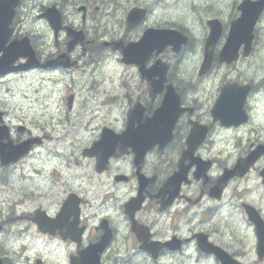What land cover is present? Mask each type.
Wrapping results in <instances>:
<instances>
[{
	"label": "flooded vegetation",
	"instance_id": "obj_1",
	"mask_svg": "<svg viewBox=\"0 0 264 264\" xmlns=\"http://www.w3.org/2000/svg\"><path fill=\"white\" fill-rule=\"evenodd\" d=\"M176 6L173 0H21L14 32L20 38V32L24 30L31 38L39 64L64 57L73 66L70 70H75L91 62L97 63L109 53L110 47L105 46L103 41L109 44L116 39L112 32L106 35L100 30L123 26L125 30L128 15L137 10L143 11L144 19L133 32L140 28L166 29L171 26V19L163 23V16L175 12ZM188 6L190 8V3ZM51 7L60 14L61 30L57 33L47 19L41 18L42 13ZM66 28L83 33L82 42L69 37ZM196 45L194 39L192 45L190 43L189 47L187 45L182 49L187 50L184 56L174 65L168 64L165 84L153 98L147 92L146 81L140 79L139 96L135 102L126 105L124 126L135 105L142 109V118L151 117L159 108L167 85L172 86L179 97V111L175 116L170 144L163 149H152L138 168L130 149L125 156L111 157L107 169L101 173L96 171V159L86 158L81 172L75 177L63 180L59 173L54 172L52 187L34 193L26 187L25 179L15 178L17 166L24 162L23 159L7 166L1 165L0 161V264H219L214 255L202 251V245L210 244L228 251L217 240V230L222 229L218 221L232 223L231 220L237 217L234 212L228 215L222 203L229 188L243 183L250 184L254 193L247 192L251 203L241 206L252 205L264 221L261 208L264 205L261 177V173L264 175V155L257 159L246 175L233 177L221 197L210 196V189L223 170L233 166L218 165L216 156H210L207 147L209 142L222 134L235 139L248 138L244 148L238 144V149L233 151L235 162L245 158L257 146L264 147V138L261 141L258 138L262 126L254 128L256 107L252 105L259 95L264 94V71L256 79L258 68L264 70V38L254 35L253 49L248 56L253 59L250 78L238 76L235 80L224 79L222 82V85L236 83L239 87L248 85L249 88L241 108L230 105L235 108L217 116L228 113V119L245 118L237 126L229 127L215 120L212 114L220 89L217 88L215 93L193 91V85L184 81L186 72L193 65V55L198 53ZM51 70H55L54 73L65 71L62 68ZM48 71L50 69L38 68L19 75ZM5 117L2 113L0 125L6 122L4 125L8 127V140L4 143L11 142L16 146L36 137L28 127L12 126L10 119ZM195 127L205 131L206 136L193 157L210 162L211 167L205 172V178L201 177V173V178L195 180V167L189 166V160L184 161L182 166L186 168L187 183H180L179 193H176L173 186H164L178 170L186 141ZM253 134L255 141L250 138ZM44 138L39 139V145ZM139 172L152 181L140 183ZM47 180L49 182V176L42 181ZM61 184H64L63 192L58 191ZM55 187L56 197L50 198V192ZM8 189L15 191V196H9L10 192L6 194ZM68 199H71L68 208L76 209L78 206V219L68 216L62 217L58 224L56 221L54 225H38V219H35L37 213H45L47 218L55 220ZM36 200L48 203L33 206ZM214 217L215 227L210 226ZM250 226L247 229L255 235L254 227Z\"/></svg>",
	"mask_w": 264,
	"mask_h": 264
},
{
	"label": "rangeland",
	"instance_id": "obj_2",
	"mask_svg": "<svg viewBox=\"0 0 264 264\" xmlns=\"http://www.w3.org/2000/svg\"><path fill=\"white\" fill-rule=\"evenodd\" d=\"M178 0H173V2H177ZM188 3H190V8L187 9L184 13H175L174 18L176 20H180L183 24L189 26L192 29H200V31L195 34L196 36V42L198 43V50L200 49V42L202 37L204 36V27H200L199 25V20L203 22V20L207 16H220L223 19L230 18L233 13L235 12V5L234 4H228L227 0H188ZM226 6V7H225ZM224 7V8H223ZM206 8H217L221 11L217 12L215 11L214 13H208L203 14L201 13L204 9ZM193 65L191 66L190 71L186 73V80L188 82H192L194 80V75L191 74L194 73L197 69L198 63H199V57L197 55H193ZM251 67V66H250ZM237 68L239 70L237 71H229L228 74L229 76L235 77L239 75L240 73L244 74L245 76H249L250 73L246 72V69L250 70L249 65L246 64L245 62H242L240 65H237ZM87 68H79L77 70L69 71V74L73 76V78L77 79H83L87 75ZM219 69V74H212V76H220L223 75L227 69L229 68H218ZM72 78V77H71ZM71 78H66L61 81V84L59 85V89L56 93H53V90H49L46 94L45 97L49 99V102L52 104L53 102V108L54 111L52 112L51 116L52 117H57V118H62L60 119L62 123L60 126H57L56 131L62 130L59 133V140H54L51 137V140L47 141L44 143V147L40 150V156L41 158L38 161V166L40 167V163L42 159H46L43 162V166L47 168V170H52L53 164L55 163L53 160V157L56 155V151L60 152L62 155L61 157H65L66 159L64 166H69L67 167L64 171H62L65 175H70L72 170L74 169V162L77 158V156L73 157V153L77 150L79 146H81V142L86 141L88 139V136L91 135V128L95 126V124L98 123L95 122L92 126H90L89 129H85L84 125L86 124L87 120L93 116L100 114L102 109L99 111L100 106L97 105L96 107H92L90 105L89 108L85 109L84 107L81 106L83 98L87 97L88 95L83 93V95L78 93L75 89H73ZM38 77L34 75H26L24 77H9L7 79L1 80L0 81V100H4L3 102L0 101L1 103L7 104L9 106H12L13 108H17V116L19 118L22 117H27L30 118L32 117L33 110L31 107L33 104L39 101L43 98V96L40 94L39 96L34 95L32 90L33 88H39L38 85ZM219 85V82L216 79L210 78L207 80L202 86L199 87V90H203L205 93L209 92L210 90H214ZM9 89V90H8ZM74 93L76 96V108L72 113L67 112L65 109V96L68 95L69 93ZM101 97V96H100ZM98 98V101L101 98ZM4 98V99H3ZM119 98V97H117ZM29 107V109H26ZM51 108V106H50ZM98 109V110H97ZM264 109V104L262 108ZM41 109L37 110L40 111ZM50 111V110H49ZM69 117L71 121L69 123L65 122V117ZM256 121L259 123L261 120H259V117H257ZM65 122V123H63ZM44 125L50 127L48 124V119L43 122ZM51 125L54 124L53 121L50 122ZM31 127L33 129L37 130H50L48 127ZM64 126V127H62ZM29 127V126H28ZM56 127V125H54ZM32 130V129H31ZM52 130L48 133L50 136H55L57 137V132L53 131L52 135ZM248 143V142H247ZM79 144V145H78ZM237 144V142H236ZM246 145H241L242 148H244ZM238 149V148H237ZM45 153L47 156H45ZM232 154V153H231ZM230 154V155H231ZM37 154H34L33 157H36ZM234 156V155H233ZM61 161V159L59 160ZM21 166L19 165L17 167V171L19 173L20 177L23 178H28V175H22L25 173V171L21 170Z\"/></svg>",
	"mask_w": 264,
	"mask_h": 264
},
{
	"label": "water",
	"instance_id": "obj_3",
	"mask_svg": "<svg viewBox=\"0 0 264 264\" xmlns=\"http://www.w3.org/2000/svg\"><path fill=\"white\" fill-rule=\"evenodd\" d=\"M12 6L13 4L10 2L6 9L0 8V32L3 34L2 43L7 41V38L10 34V31L8 30V25L12 17ZM251 162H253V159L250 158L247 160V163L250 164Z\"/></svg>",
	"mask_w": 264,
	"mask_h": 264
}]
</instances>
